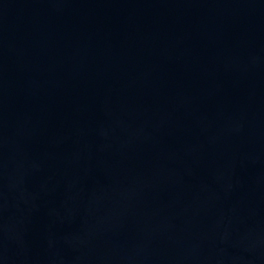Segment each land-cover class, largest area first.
<instances>
[{
    "label": "water",
    "instance_id": "95a60500",
    "mask_svg": "<svg viewBox=\"0 0 264 264\" xmlns=\"http://www.w3.org/2000/svg\"><path fill=\"white\" fill-rule=\"evenodd\" d=\"M0 264H264V0H0Z\"/></svg>",
    "mask_w": 264,
    "mask_h": 264
}]
</instances>
